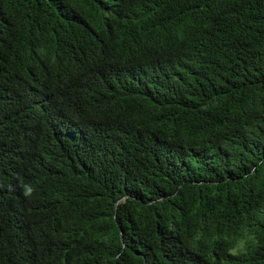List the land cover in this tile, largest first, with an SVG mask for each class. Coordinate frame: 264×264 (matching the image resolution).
Returning a JSON list of instances; mask_svg holds the SVG:
<instances>
[{
	"label": "trees",
	"instance_id": "obj_1",
	"mask_svg": "<svg viewBox=\"0 0 264 264\" xmlns=\"http://www.w3.org/2000/svg\"><path fill=\"white\" fill-rule=\"evenodd\" d=\"M0 264H264V0H0Z\"/></svg>",
	"mask_w": 264,
	"mask_h": 264
},
{
	"label": "clouds",
	"instance_id": "obj_2",
	"mask_svg": "<svg viewBox=\"0 0 264 264\" xmlns=\"http://www.w3.org/2000/svg\"><path fill=\"white\" fill-rule=\"evenodd\" d=\"M33 191H34V189L32 188V186H30V185H24L23 194L26 197H30L32 195Z\"/></svg>",
	"mask_w": 264,
	"mask_h": 264
}]
</instances>
